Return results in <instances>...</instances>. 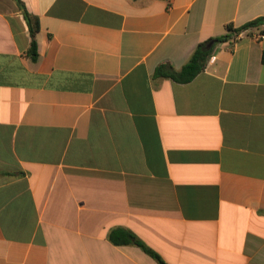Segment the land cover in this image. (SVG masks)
I'll list each match as a JSON object with an SVG mask.
<instances>
[{"label":"crops","instance_id":"1","mask_svg":"<svg viewBox=\"0 0 264 264\" xmlns=\"http://www.w3.org/2000/svg\"><path fill=\"white\" fill-rule=\"evenodd\" d=\"M0 0V264H264V0ZM28 12L39 25L38 58ZM213 48L191 82L180 71Z\"/></svg>","mask_w":264,"mask_h":264},{"label":"trees","instance_id":"2","mask_svg":"<svg viewBox=\"0 0 264 264\" xmlns=\"http://www.w3.org/2000/svg\"><path fill=\"white\" fill-rule=\"evenodd\" d=\"M21 4V2L18 0ZM26 20L30 26L31 33V45L29 49V55L33 60L38 58V44L36 40V34L39 30V25L34 18L28 12H25ZM264 25V17L257 18L244 26L234 28L232 24L227 26L228 33L226 35L213 38L211 41L216 43L229 41L233 36H238L242 32L248 30L251 27H261ZM264 34V30L260 32ZM213 48H208L207 43H202L198 46L191 59L180 71L174 70V68L169 64H162L156 70V75L160 77L172 78L180 83L191 82L199 73H201L206 65L208 58L211 56ZM111 241L116 245H129L136 244L141 247L147 254L156 259L160 264H166V262L153 250L148 248L144 243H142L131 231L124 228H117L113 230L110 234Z\"/></svg>","mask_w":264,"mask_h":264},{"label":"built area","instance_id":"3","mask_svg":"<svg viewBox=\"0 0 264 264\" xmlns=\"http://www.w3.org/2000/svg\"><path fill=\"white\" fill-rule=\"evenodd\" d=\"M238 36H233V38L231 39V42L234 43L235 42V39H237ZM264 37V34L262 33H259L257 36H256V39L257 40H261L262 38Z\"/></svg>","mask_w":264,"mask_h":264},{"label":"water","instance_id":"4","mask_svg":"<svg viewBox=\"0 0 264 264\" xmlns=\"http://www.w3.org/2000/svg\"><path fill=\"white\" fill-rule=\"evenodd\" d=\"M214 43H215V42H213V41L210 42L209 47H211Z\"/></svg>","mask_w":264,"mask_h":264}]
</instances>
